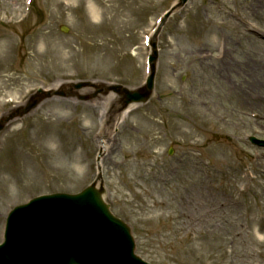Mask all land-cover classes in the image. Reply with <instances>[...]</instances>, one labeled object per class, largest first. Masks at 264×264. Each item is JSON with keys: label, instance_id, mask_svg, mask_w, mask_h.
Wrapping results in <instances>:
<instances>
[{"label": "rangeland", "instance_id": "1", "mask_svg": "<svg viewBox=\"0 0 264 264\" xmlns=\"http://www.w3.org/2000/svg\"><path fill=\"white\" fill-rule=\"evenodd\" d=\"M1 2L0 37L16 50L0 70V121L21 115L0 132V243L15 206L98 180L145 261L264 264V148L249 141L264 139V0L174 11L156 39L155 88L119 125L109 116L127 108L124 96L96 86H144L155 30L179 0ZM36 49L46 53L31 68ZM40 89L59 95L23 111ZM54 128L83 164L55 169L33 139Z\"/></svg>", "mask_w": 264, "mask_h": 264}, {"label": "water", "instance_id": "2", "mask_svg": "<svg viewBox=\"0 0 264 264\" xmlns=\"http://www.w3.org/2000/svg\"><path fill=\"white\" fill-rule=\"evenodd\" d=\"M187 1L181 0V5ZM156 58L154 52L151 62ZM154 79L153 64L152 75L143 89H110L124 93L126 105L140 103L153 90ZM36 105L34 101L25 112ZM252 140L264 146L263 140ZM127 227L110 213L102 190L95 184L79 194L40 196L10 213L5 242L0 245V264H148L135 255V242Z\"/></svg>", "mask_w": 264, "mask_h": 264}, {"label": "bare ground", "instance_id": "3", "mask_svg": "<svg viewBox=\"0 0 264 264\" xmlns=\"http://www.w3.org/2000/svg\"><path fill=\"white\" fill-rule=\"evenodd\" d=\"M4 1L5 3L1 2V5L3 7L1 10H4V7H7V4H8L7 1L10 2L11 4H14L15 2L18 3L19 1L21 2V0H4ZM79 1H83V0H79ZM55 3L57 6L61 5V1L59 2L56 1ZM13 9H20V8H13ZM38 35H40L43 38L44 42H50L52 41V38H53L51 33L49 32L38 33ZM15 44H16L15 39H13V37H10L7 32H5L0 37V70L1 68H3L4 70L3 72H8L10 70V65L4 66L2 63L3 62L7 63L9 62V60H12V58L14 57V52L16 50ZM227 51L228 49L227 47H225L224 52H223V57L225 58L227 56V53H226ZM45 53L46 52H41L38 49H36V51H34L33 54L28 55L27 59L30 64L29 67L34 68V66L32 65L30 61L40 60L44 56ZM33 75L34 74L31 73L29 76H33ZM5 77H8V76L3 75L0 77L1 85H4ZM49 104H52V102L44 103L42 106H46ZM132 108L133 106L125 109L122 114L118 115V117L109 116V121H110L109 124H113L116 121V124L119 125V123H121L125 119L126 115L132 110ZM106 118L108 120V117ZM107 120L105 119V121H103L105 125L106 123H108ZM54 129L55 130L53 131L52 135H48L47 133L38 135V130H37L34 132L33 139H35L37 142H40L39 147L42 148V150L49 155V157L51 158L52 164L55 165V169H58V170L63 169L64 168L63 163L69 159H70V162H72L75 166H80L81 164H83V160L81 156H79V154L73 153L72 151L74 150L68 151L65 149V144L62 142V136L60 135L59 130H57L56 128ZM105 129L106 127L104 128V130ZM102 133L103 131L100 133V135H102ZM102 148L104 149L105 154H107V156H110V153L113 150V148L106 147L105 145H102ZM18 154H21V153H18ZM102 199L103 201H105V197H102Z\"/></svg>", "mask_w": 264, "mask_h": 264}]
</instances>
